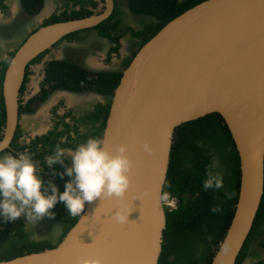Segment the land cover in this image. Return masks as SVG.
Segmentation results:
<instances>
[{"label":"water","instance_id":"obj_1","mask_svg":"<svg viewBox=\"0 0 264 264\" xmlns=\"http://www.w3.org/2000/svg\"><path fill=\"white\" fill-rule=\"evenodd\" d=\"M103 13L56 22L32 33L3 79L7 146L18 114L26 64L71 31L93 26ZM219 114L237 150L239 193L233 217L209 264H234L251 230L264 188V0H201L163 24L137 50L113 90L103 146H127L132 161L126 195L87 202L52 247L23 252L0 264H76L99 256L105 264H158L166 226L161 196L175 130ZM147 142L150 150L146 151ZM117 206L130 213L117 223Z\"/></svg>","mask_w":264,"mask_h":264},{"label":"flooded vegetation","instance_id":"obj_2","mask_svg":"<svg viewBox=\"0 0 264 264\" xmlns=\"http://www.w3.org/2000/svg\"><path fill=\"white\" fill-rule=\"evenodd\" d=\"M106 1L0 0V141L6 128L3 79L16 51L41 27L103 13L107 9ZM200 1L111 0L112 6L104 19L67 33L38 53L25 66L18 92L17 120L4 151L31 152L45 183L52 180L62 191L69 177L61 179L54 175L53 170L63 171V167L47 166L45 157L59 145L65 149V163L70 164L67 154L76 144L89 136L102 138L114 90H105L111 75L121 76L157 27ZM66 67L78 71L73 80L56 77L59 68ZM213 161L218 163L215 158ZM238 169L240 185L239 165ZM261 203L262 199L234 264H264V205ZM51 211L54 216L37 221L31 217L26 219L23 214L11 221L0 218V255L7 250L30 252L33 244L55 245L74 224L75 217L68 213L63 202H57Z\"/></svg>","mask_w":264,"mask_h":264},{"label":"trees","instance_id":"obj_3","mask_svg":"<svg viewBox=\"0 0 264 264\" xmlns=\"http://www.w3.org/2000/svg\"><path fill=\"white\" fill-rule=\"evenodd\" d=\"M58 72L56 77L68 80L78 75L77 70L67 67L59 68ZM119 77L111 75L105 90L112 91ZM214 158L218 163L211 168ZM238 160L234 141L217 113L189 121L175 130L163 192L179 195L182 202L176 210L165 212L166 226L158 264L210 263L233 216L239 188ZM210 170L222 175L221 188L203 187ZM185 194L191 195L190 202L184 201ZM261 204L264 205V194ZM27 245L32 244L27 242ZM52 246L50 243L45 246L33 244L29 251ZM22 253L21 249L15 252L7 250L1 254L4 255L0 260Z\"/></svg>","mask_w":264,"mask_h":264},{"label":"clouds","instance_id":"obj_4","mask_svg":"<svg viewBox=\"0 0 264 264\" xmlns=\"http://www.w3.org/2000/svg\"><path fill=\"white\" fill-rule=\"evenodd\" d=\"M0 146V218L11 221L22 214L35 221L55 215L51 211L57 202H63L68 213L81 215L85 202L96 198H123L130 187L129 172L132 161L127 155V146L120 144L115 151L103 146L102 138L89 136L68 152L71 163H65V149L59 145L45 157L47 166L60 164L63 171L56 172L61 179L67 176L61 191L57 184L45 183L41 169L28 151L12 153ZM146 151L150 150L147 142ZM211 168L215 167L213 163ZM223 186L219 172L209 171L203 187L205 189ZM215 210V209H212ZM129 211L123 206L114 208L110 215L117 223L128 220ZM76 264H105L99 256H85Z\"/></svg>","mask_w":264,"mask_h":264},{"label":"built area","instance_id":"obj_5","mask_svg":"<svg viewBox=\"0 0 264 264\" xmlns=\"http://www.w3.org/2000/svg\"><path fill=\"white\" fill-rule=\"evenodd\" d=\"M181 197L179 195H176L174 193H170V192H163L162 196H161V204L163 206V208L167 211H173L176 210L180 204H181ZM87 202H85L86 205ZM85 208V206H84ZM83 208V210H84ZM82 210V212H83ZM81 212V213H82ZM73 217L77 218L79 215H72Z\"/></svg>","mask_w":264,"mask_h":264},{"label":"rangeland","instance_id":"obj_6","mask_svg":"<svg viewBox=\"0 0 264 264\" xmlns=\"http://www.w3.org/2000/svg\"><path fill=\"white\" fill-rule=\"evenodd\" d=\"M183 199H184L185 202H190L192 200V197H191L190 194H185L183 196Z\"/></svg>","mask_w":264,"mask_h":264}]
</instances>
